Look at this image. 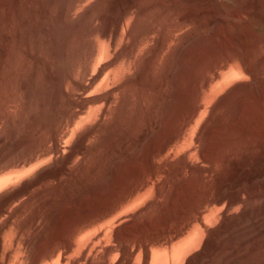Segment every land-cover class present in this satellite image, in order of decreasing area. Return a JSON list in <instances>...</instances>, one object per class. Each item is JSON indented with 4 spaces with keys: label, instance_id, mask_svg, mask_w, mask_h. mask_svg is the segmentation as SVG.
Segmentation results:
<instances>
[{
    "label": "bare ground",
    "instance_id": "1",
    "mask_svg": "<svg viewBox=\"0 0 264 264\" xmlns=\"http://www.w3.org/2000/svg\"><path fill=\"white\" fill-rule=\"evenodd\" d=\"M236 1L0 0V264H264V0Z\"/></svg>",
    "mask_w": 264,
    "mask_h": 264
},
{
    "label": "rangeland",
    "instance_id": "2",
    "mask_svg": "<svg viewBox=\"0 0 264 264\" xmlns=\"http://www.w3.org/2000/svg\"><path fill=\"white\" fill-rule=\"evenodd\" d=\"M229 1V3H230V5L231 6H233V5H235V3L237 2L236 0H228ZM234 1V2H233ZM246 1V0H245ZM207 2V3H206ZM247 3H249L250 2V0H248V1H246ZM245 2V4L246 5H248L247 3ZM208 4H210V0H204V5H208ZM200 22V21H199ZM202 22V23H201ZM200 23H201V25L203 24V21H201ZM196 23H198V21L196 22ZM195 23V24H196ZM199 24V23H198ZM198 24H196V25H194L195 27H191L192 29H190V26L188 27L189 29V31H193L195 28H198V27H196V26H199ZM200 25V26H201ZM193 26V25H192ZM259 73H260V75H264V67H262V68H260L259 69ZM241 79L242 80H246V78H242L241 77ZM233 84V82H224V83H221V85L218 87V89H217V93L214 95V98L213 99H211V100H209L208 101V105L209 106H211L212 104L211 103H213V101L216 99V97L218 96V95H221L222 94V92L223 93H225L227 90L226 89H228L231 85ZM229 85V86H228ZM226 91H225V90ZM71 143H72V141H70V142H67V144H68V146H67V149L65 150V152L64 153H67L66 151H68L69 150V148H70V146H71ZM63 153V154H64ZM63 154H59V155H55L54 157H52V158H49V159H47V160H45L43 163L44 164H42V162L40 163V164H38L37 165V167H36V169L37 170H39V168L41 169V168H47V167H50V168H54L56 165H58V163H60V161H61V155H63ZM57 157H59V158H57ZM50 160H52V161H50ZM169 160H171V158L169 159H167L166 160V162H164L162 165H163V169L166 171V170H168L170 167L169 166H171L170 164H166ZM254 160V159H253ZM252 160V158H250V159H248V161H247V163L244 165V169L246 170V171H248V170H251V171H255V170H257V171H259V170H261V169H264V160H262V161H257L256 162V160L255 161H253ZM251 162V163H250ZM160 164L162 163V161L161 162H159ZM169 163V162H168ZM53 164V165H52ZM50 165H52V166H50ZM166 167H165V166ZM247 165V166H246ZM41 166H44V167H41ZM220 169H221V167H219ZM35 168H34V170L32 169V171L30 170V171H26L27 173H23L22 174V176H24V177H20V179L21 178H23L22 179V182H21V180L19 179V182L16 184V186L13 184V185H11V188L12 187H17V185L19 186V184H21V183H23V182H25V181H28V180H30L29 178H31V176L32 177H34V175H35V172L37 171ZM254 169V170H253ZM243 172H245V171H243ZM32 173V174H31ZM26 176V177H25ZM160 177L159 178H157L156 177V179L158 180V179H161V175H159ZM264 178V177H263ZM151 199V193L150 194H147V197H146V199L144 198V199H140V200H137V201H135L134 203H132L130 206H128V207H126L125 208V210H127V211H124L123 213H121V215H124V214H130V212L132 213V212H134L133 210H135V209H138V208H140L141 206H143V205H145L144 203L146 202V201H148V200H150ZM141 200H143L142 202H140ZM139 202V203H138ZM136 203H137V205H136ZM142 203V204H141ZM140 204V205H139ZM134 206V207H133ZM135 206L137 207V208H135ZM140 206V207H139ZM130 207H133V209H131ZM128 208H130L131 210L129 211L128 210ZM127 219H129V218H127ZM129 221V220H128ZM130 223H131V221H130ZM129 223V224H130ZM130 225H132V224H130ZM106 226H112V227H114V226H116V224H106V225H104V226H102V227H95V228H92V229H90V230H88V231H86L85 232V234L83 235H81L79 238H78V245H77V249H75V251H73V252H71L70 254H69V260H73L74 259V257H78V254H79V252L81 251V250H83L85 247H87L91 242V239H93V237L95 236V234L97 233V231L99 230V229H104ZM96 228H97V230H96ZM94 233V234H93ZM83 236V237H82ZM81 239V240H80ZM111 239H109V240H107V242H105V244H110V243H112L113 241H111V242H109ZM80 242V243H79ZM75 252V253H74Z\"/></svg>",
    "mask_w": 264,
    "mask_h": 264
}]
</instances>
